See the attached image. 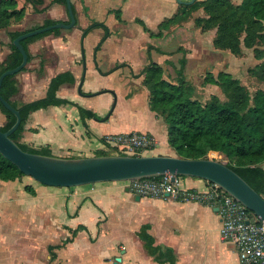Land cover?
<instances>
[{"label":"crops","instance_id":"crops-1","mask_svg":"<svg viewBox=\"0 0 264 264\" xmlns=\"http://www.w3.org/2000/svg\"><path fill=\"white\" fill-rule=\"evenodd\" d=\"M16 1L19 8L26 9V15L21 23L0 29L8 39L9 32L35 30L47 21L69 23L67 8L61 4L51 5L50 0H41L36 5L27 0ZM71 1L77 26L61 30L59 35H45L29 44L32 58L26 70L16 76L20 90L13 100L30 103L42 99L53 78L71 73L75 83L61 85L57 94L76 105L51 106L32 113L23 133V143L37 150L47 148L56 157H93L105 151L106 136L140 133L154 139L152 155L176 156L169 146L164 118L150 109V93L143 84L142 75L151 61L150 46L154 47L150 57L163 67L165 78L166 67L172 66L171 54L158 52L153 42L160 43L162 38H151L136 21H143L157 33L159 25L175 16L181 5L177 0ZM231 1L239 5L243 0ZM117 6L122 11V22L112 13L118 10ZM94 8L106 13L111 22L114 16L123 29L138 25L141 30L132 28L131 38L122 31V38L128 43L142 39L145 43L141 49L131 45L130 54L123 53L118 46L106 50L114 33L106 23H88ZM127 8L136 11L131 21L124 18L123 10ZM198 18H207L203 9L181 24L183 28L177 26L184 30L193 28ZM96 23L103 26L89 30ZM105 27L109 31L105 42L97 50L102 35L94 50L92 45L85 54L80 39H87L94 31L106 30ZM216 33V29L202 32L195 28L193 42L202 48V43L208 41L206 47L218 51L213 44ZM1 41L7 43L4 38ZM10 53L4 52L0 61L6 60ZM190 57L192 59V54ZM246 57L256 61V65L259 63L252 49H244V55L235 59ZM82 92L93 96L82 95ZM77 106L95 113L99 120H83ZM262 167L264 169V164ZM183 186L204 190L207 181L188 177L184 178ZM136 197L127 191L123 182L56 188L41 185L28 176L15 182L0 180V246L6 250L8 235L19 250L13 262L4 264H119L118 261L162 264L148 253L139 237L146 225L150 226L149 233L155 238L156 246L173 250L177 264H239L237 246L221 239L222 221L218 208L172 198L137 200Z\"/></svg>","mask_w":264,"mask_h":264},{"label":"trees","instance_id":"trees-1","mask_svg":"<svg viewBox=\"0 0 264 264\" xmlns=\"http://www.w3.org/2000/svg\"><path fill=\"white\" fill-rule=\"evenodd\" d=\"M27 2L36 5L41 0H27ZM50 2L51 5L57 3L67 8L66 0H50ZM200 9L204 10L207 18L196 19V28L202 32L217 30L213 43L217 50L229 51L236 57H242L244 49H252L259 63L249 68L247 73L258 84L264 85V0H243L239 5L231 0H196L192 5H181L175 16L159 25L158 33L152 32L143 21L137 20L136 22L151 38H162L165 31L189 21L192 14ZM112 13L119 22H122L121 10L118 9ZM25 15L26 9L19 8L16 0H0V29H9L14 23H21ZM53 24L56 22L47 21L43 27ZM100 26L103 25L96 23L89 30ZM26 32L8 33L11 40V53L0 64V76L22 63L23 57L13 45V41ZM60 33L61 30L56 29L24 40L22 44L28 53L29 61L32 58L28 50L29 44L45 35H59ZM108 35L109 31L106 28V35L102 38L97 50ZM153 49V46L148 48L151 61L142 71L143 84L150 93V109L163 117L167 124L169 146L174 150L176 157L219 161L238 173L264 197V169L262 167L264 164V87L258 88L252 94L231 73L220 72L217 77L210 76L205 82L221 88L228 100L222 102L214 96L209 102L203 104L195 97L194 87L185 78L186 58L180 61V69L177 71L178 78L173 82L165 78L163 67L152 61L150 55ZM25 70L26 68L23 69ZM65 83H75L71 73L53 78L46 97L30 103H20L13 100L20 90L16 76H8L4 79L0 91L1 96L17 109L22 117L21 125L11 138L24 151L52 156L49 149L37 150L22 143L21 139L32 113L51 106L76 105L58 96L59 88ZM82 95L93 96L84 93ZM77 108L83 120L87 118L99 120L95 113L79 106ZM0 112L7 118L5 126L0 130L6 132L16 123V117L1 102ZM102 155H109V153L97 154V156ZM23 177L25 175L0 154V180L8 183ZM26 190L34 194L29 187H26ZM149 230L150 226L146 225L139 232V237L145 243L148 253L159 263L177 264L173 250H163L156 246L155 238Z\"/></svg>","mask_w":264,"mask_h":264},{"label":"water","instance_id":"water-1","mask_svg":"<svg viewBox=\"0 0 264 264\" xmlns=\"http://www.w3.org/2000/svg\"><path fill=\"white\" fill-rule=\"evenodd\" d=\"M196 0H177L180 5H192ZM69 23L59 22L26 32L13 41L20 51L22 63L0 76V91L8 76H17L27 67L29 57L22 42L52 30H72L77 18L71 0H66ZM0 102L16 117V123L6 132L0 130V154L14 164L25 176L41 185L56 188H74L108 182H127L164 175H178L206 180L225 190L242 203L264 224V197L238 173L223 163L210 159H185L176 156L102 155L62 158L24 151L11 136L22 123L20 112L0 93ZM129 192V190L127 189ZM140 199L139 196L136 197ZM120 263V261H118Z\"/></svg>","mask_w":264,"mask_h":264},{"label":"rangeland","instance_id":"rangeland-1","mask_svg":"<svg viewBox=\"0 0 264 264\" xmlns=\"http://www.w3.org/2000/svg\"><path fill=\"white\" fill-rule=\"evenodd\" d=\"M120 9L119 6L116 7ZM124 18L127 21H131L136 13L134 9H125ZM150 21V17L147 16ZM113 21L111 22L110 17L102 10L98 8L92 9L91 19H88V23L91 24L93 22H102L106 23L105 25L113 32V37L110 43L107 45L106 50H111L115 47H120V49L126 54L131 52V45L137 46L140 48L144 45L145 41L142 39L135 40V43H128L123 41V33L126 35H130V38L133 36L132 28L136 27L141 30V28L134 24L131 27L123 29L121 25L116 21L115 17H112ZM114 22V23H113ZM195 23V20H194ZM152 24V23H151ZM133 26V27H132ZM182 28L184 25H181ZM173 26L168 30V32H164V38L162 37V42H153V45L158 49L157 51L161 53V51L170 53L172 66L169 65L166 67V78L170 81H177V71L180 69V61L183 58H186V67H185V78L186 80L194 87L195 89V97L201 101L203 104L209 102L212 97H218L222 102H226L228 100L227 96L223 93L221 88L217 86H212L211 84H206V79L210 76L217 77L220 72H229L235 78L239 79L242 84L247 87L252 94L258 89L261 88L262 85L256 83V81L247 74L249 68H252L256 65V61L248 59L247 57L244 60L240 58L235 59V56H231L230 53H221L220 50L214 51L210 50L206 46L209 45L208 41L202 43V48L199 45H196L193 42V34L192 31L195 30L196 26L190 27L188 29H181V27ZM158 33V30H156ZM100 34V36H99ZM103 35V37H102ZM106 35V30L101 29L99 31H94L90 34L87 39H80V46L82 51L86 54L89 52L90 46L94 45V48L99 44L101 37L104 38ZM6 39L7 43H3L1 39ZM148 38V37H147ZM94 40H96L94 44ZM10 38H6L5 33L3 31L0 33V60L4 57L3 53L11 52L10 49ZM115 46V47H114ZM139 51V49H137ZM217 50V49H216ZM192 54V59H191ZM5 61V60H4ZM4 61H0L2 64ZM168 65V64H167ZM7 122L6 115L0 112V128H3ZM23 139V137H22ZM21 139V142L23 143ZM148 154V155H152ZM256 218V217H254ZM13 219V218H11ZM12 221V220H11ZM12 233V232H11ZM1 234V232H0ZM8 244L6 250H3L2 245L0 246V264H4L7 262H13L16 259V256H19V250L15 249L11 240L12 236L7 235ZM2 235H0V239ZM2 242H0L1 244ZM8 260V261H7Z\"/></svg>","mask_w":264,"mask_h":264},{"label":"built area","instance_id":"built-area-1","mask_svg":"<svg viewBox=\"0 0 264 264\" xmlns=\"http://www.w3.org/2000/svg\"><path fill=\"white\" fill-rule=\"evenodd\" d=\"M104 149L109 155L143 156L154 152L155 141L140 133L111 135L104 138ZM183 180L182 176L164 175L123 184L140 198H172L218 208L221 239L237 246L239 264H264V224L259 218L218 185L207 181L204 190L188 189L183 186Z\"/></svg>","mask_w":264,"mask_h":264}]
</instances>
